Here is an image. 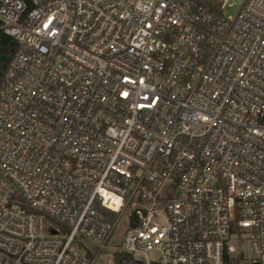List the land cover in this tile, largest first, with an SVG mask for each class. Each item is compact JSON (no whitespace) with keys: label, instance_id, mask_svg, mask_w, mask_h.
<instances>
[{"label":"built area","instance_id":"obj_1","mask_svg":"<svg viewBox=\"0 0 264 264\" xmlns=\"http://www.w3.org/2000/svg\"><path fill=\"white\" fill-rule=\"evenodd\" d=\"M0 24V264H264V0H0Z\"/></svg>","mask_w":264,"mask_h":264},{"label":"trees","instance_id":"obj_2","mask_svg":"<svg viewBox=\"0 0 264 264\" xmlns=\"http://www.w3.org/2000/svg\"><path fill=\"white\" fill-rule=\"evenodd\" d=\"M18 47L19 43L17 39L13 35L5 32L0 24V82Z\"/></svg>","mask_w":264,"mask_h":264},{"label":"rangeland","instance_id":"obj_3","mask_svg":"<svg viewBox=\"0 0 264 264\" xmlns=\"http://www.w3.org/2000/svg\"><path fill=\"white\" fill-rule=\"evenodd\" d=\"M238 3H241L243 0H236ZM235 7H237V5H235L233 8L235 9ZM111 254L107 253L106 251L101 254V256L99 257V259L96 261L95 264H104L105 262H107V259H111Z\"/></svg>","mask_w":264,"mask_h":264}]
</instances>
